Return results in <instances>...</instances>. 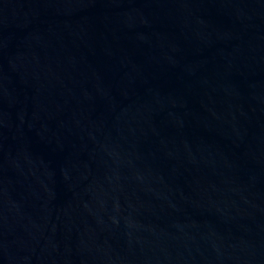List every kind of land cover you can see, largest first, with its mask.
Listing matches in <instances>:
<instances>
[{"label":"water","instance_id":"1","mask_svg":"<svg viewBox=\"0 0 264 264\" xmlns=\"http://www.w3.org/2000/svg\"><path fill=\"white\" fill-rule=\"evenodd\" d=\"M0 264H264V0H0Z\"/></svg>","mask_w":264,"mask_h":264}]
</instances>
